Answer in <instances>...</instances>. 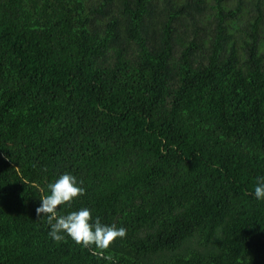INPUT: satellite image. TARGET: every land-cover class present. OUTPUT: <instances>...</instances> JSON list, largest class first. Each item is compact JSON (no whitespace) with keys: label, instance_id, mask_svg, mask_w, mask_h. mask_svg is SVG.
I'll use <instances>...</instances> for the list:
<instances>
[{"label":"trees","instance_id":"16d2710c","mask_svg":"<svg viewBox=\"0 0 264 264\" xmlns=\"http://www.w3.org/2000/svg\"><path fill=\"white\" fill-rule=\"evenodd\" d=\"M125 229L53 242L59 174ZM264 0H0V264H264Z\"/></svg>","mask_w":264,"mask_h":264},{"label":"clouds","instance_id":"9594fccd","mask_svg":"<svg viewBox=\"0 0 264 264\" xmlns=\"http://www.w3.org/2000/svg\"><path fill=\"white\" fill-rule=\"evenodd\" d=\"M47 187L48 194L40 199L35 212L37 216L46 217L49 226L47 236L53 242H62L67 236L84 247L94 245L97 249H105L115 238L125 236L123 227L102 224L99 217L93 220L87 207L57 214L58 206H70L75 198L84 193L81 182L73 174L61 173ZM252 195L258 201L264 200V176L256 178Z\"/></svg>","mask_w":264,"mask_h":264}]
</instances>
